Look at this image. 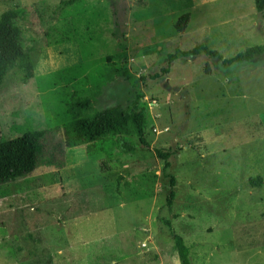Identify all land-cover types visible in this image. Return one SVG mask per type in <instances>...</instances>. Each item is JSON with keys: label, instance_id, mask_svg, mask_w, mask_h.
<instances>
[{"label": "rangeland", "instance_id": "rangeland-1", "mask_svg": "<svg viewBox=\"0 0 264 264\" xmlns=\"http://www.w3.org/2000/svg\"><path fill=\"white\" fill-rule=\"evenodd\" d=\"M59 1L0 0L32 61L28 80L16 67L0 80V141L45 131L48 149L50 132L140 95L148 147L108 137L1 184L0 264H178L162 219L189 264H264V52L227 66L178 56L150 79L199 44L222 59L264 45V13L252 0ZM156 149L175 153L169 212Z\"/></svg>", "mask_w": 264, "mask_h": 264}, {"label": "trees", "instance_id": "trees-1", "mask_svg": "<svg viewBox=\"0 0 264 264\" xmlns=\"http://www.w3.org/2000/svg\"><path fill=\"white\" fill-rule=\"evenodd\" d=\"M77 0H60L57 9L72 5ZM253 8L257 13H264V0H252ZM16 13L7 11L0 15V80H3L6 73L16 67L22 74V80H28L32 73V61L28 53L24 52L21 46L20 33L15 26ZM188 20V14L181 15L175 27L180 30L181 25ZM185 26V25H184ZM183 26V28H184ZM264 52V45L252 46L242 52L235 54L228 59H222L216 51L209 50L206 45L199 44L187 51H177L167 57V66L160 69L159 73L150 76V79H157L167 73L172 61L179 57H189L202 54L206 57L217 59L223 66L236 62H248ZM147 109L142 103L140 95L135 96L130 103L121 108L110 107L93 113L85 118H78L63 128L60 135L50 132V147L46 148V141L49 138L45 131H33L23 133L21 136L0 141V185L15 181L29 175L40 163L46 165H58L57 157L62 156L67 148L86 146L96 141L115 137L119 149L123 152L131 150L128 140L134 138L143 147H148L145 138L147 129ZM54 132H59L55 130ZM53 140L51 138H55ZM155 157L161 162V179L166 189V196L163 207L169 212L174 198L175 178L171 174L169 159L174 156L170 149L165 151L156 149ZM59 158V157H58ZM259 177L249 179L250 187H257L260 184ZM171 240V250L175 253L178 264H189L187 249L181 238L176 235L168 220H161ZM264 242V233H263Z\"/></svg>", "mask_w": 264, "mask_h": 264}]
</instances>
